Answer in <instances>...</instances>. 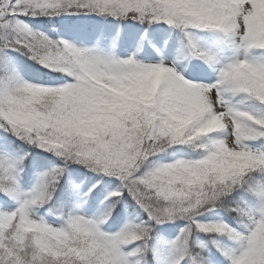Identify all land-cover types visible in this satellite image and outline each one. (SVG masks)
<instances>
[{
	"label": "snow or ice",
	"instance_id": "6c2138e0",
	"mask_svg": "<svg viewBox=\"0 0 264 264\" xmlns=\"http://www.w3.org/2000/svg\"><path fill=\"white\" fill-rule=\"evenodd\" d=\"M0 264H264V0H0Z\"/></svg>",
	"mask_w": 264,
	"mask_h": 264
}]
</instances>
